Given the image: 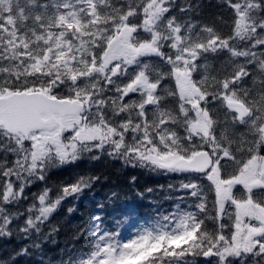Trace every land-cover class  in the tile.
I'll use <instances>...</instances> for the list:
<instances>
[{"label": "snow or ice", "instance_id": "1", "mask_svg": "<svg viewBox=\"0 0 264 264\" xmlns=\"http://www.w3.org/2000/svg\"><path fill=\"white\" fill-rule=\"evenodd\" d=\"M220 3L227 33L193 0H0V264H44L53 213L100 179L53 197L48 173L101 155L187 182L130 238L94 216L62 264H264V0Z\"/></svg>", "mask_w": 264, "mask_h": 264}, {"label": "trees", "instance_id": "2", "mask_svg": "<svg viewBox=\"0 0 264 264\" xmlns=\"http://www.w3.org/2000/svg\"><path fill=\"white\" fill-rule=\"evenodd\" d=\"M193 3L201 5L196 16L198 21L214 23L217 28L227 33L228 28L216 19L218 15L225 20L229 17L220 0H193ZM220 62V59L213 61L216 67L220 66ZM81 176H98L100 179L82 194L67 197L53 213L50 225L45 230L55 228L57 231L53 233L54 242L44 245V264H62L70 255L75 256L86 251L91 244L94 216H100L105 227L113 230L118 228L123 238H130L139 229L151 226L161 215L173 209L177 202L175 198L181 195L179 191L168 186L171 184L178 188L182 180L187 182L185 175H165L146 167L127 166L118 159L101 155L97 160L84 158L74 164L51 170L46 185L53 190L52 196L55 197L59 188ZM187 178L193 177L188 175ZM195 178V182L202 186H210L207 180ZM44 187V183L37 182L32 186L31 192L38 193ZM149 189L153 191H148ZM206 194L211 204L214 193L206 187ZM187 202L192 203V200ZM68 208L75 211L68 213ZM208 226L212 228L211 222ZM18 247L19 242L15 238L0 240V258L6 259ZM201 259L203 258H197L198 261ZM20 264H39V254L20 258Z\"/></svg>", "mask_w": 264, "mask_h": 264}]
</instances>
